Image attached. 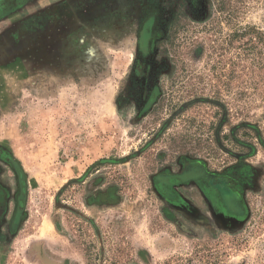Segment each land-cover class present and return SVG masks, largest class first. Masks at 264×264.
Here are the masks:
<instances>
[{"label":"rangeland","instance_id":"obj_1","mask_svg":"<svg viewBox=\"0 0 264 264\" xmlns=\"http://www.w3.org/2000/svg\"><path fill=\"white\" fill-rule=\"evenodd\" d=\"M153 1L148 56L0 64V264H264V0Z\"/></svg>","mask_w":264,"mask_h":264},{"label":"crops","instance_id":"obj_2","mask_svg":"<svg viewBox=\"0 0 264 264\" xmlns=\"http://www.w3.org/2000/svg\"><path fill=\"white\" fill-rule=\"evenodd\" d=\"M122 1L0 0V64L29 65L44 84L87 79L106 49L126 41V16L110 27L111 4Z\"/></svg>","mask_w":264,"mask_h":264},{"label":"flooded vegetation","instance_id":"obj_3","mask_svg":"<svg viewBox=\"0 0 264 264\" xmlns=\"http://www.w3.org/2000/svg\"><path fill=\"white\" fill-rule=\"evenodd\" d=\"M114 2L111 4L113 19H110L112 24L110 27L113 30L118 16L121 15V22L124 20L123 16H126V26L125 29L128 30L126 34V41H121L122 43H134L136 50L141 53V55L148 56L151 54V49L160 40V19L158 17V12L153 10V7L158 6L154 4L153 0H123L120 2V6H115ZM145 63L141 64L140 68L144 67ZM139 78H144L143 74H136ZM154 96V94H153ZM148 97V96H146ZM143 100V99H142ZM179 177V176H177ZM183 180L177 181L172 184H181L186 181V176L181 175ZM220 193L224 196V188H219ZM232 192V191H229ZM230 201V199L224 198V201ZM228 205V203L226 202ZM229 206V205H228Z\"/></svg>","mask_w":264,"mask_h":264},{"label":"trees","instance_id":"obj_4","mask_svg":"<svg viewBox=\"0 0 264 264\" xmlns=\"http://www.w3.org/2000/svg\"><path fill=\"white\" fill-rule=\"evenodd\" d=\"M182 180H183V177H180V176L179 177H170L169 178V182L170 183H174V182L176 183L177 181L181 182Z\"/></svg>","mask_w":264,"mask_h":264}]
</instances>
